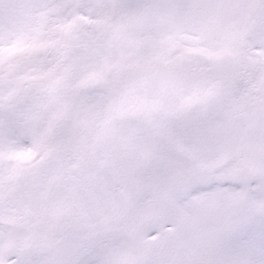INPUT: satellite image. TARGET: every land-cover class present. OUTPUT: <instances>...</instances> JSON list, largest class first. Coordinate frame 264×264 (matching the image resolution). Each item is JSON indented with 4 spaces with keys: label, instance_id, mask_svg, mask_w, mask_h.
<instances>
[{
    "label": "snow or ice",
    "instance_id": "6c2138e0",
    "mask_svg": "<svg viewBox=\"0 0 264 264\" xmlns=\"http://www.w3.org/2000/svg\"><path fill=\"white\" fill-rule=\"evenodd\" d=\"M0 264H264V0H0Z\"/></svg>",
    "mask_w": 264,
    "mask_h": 264
}]
</instances>
